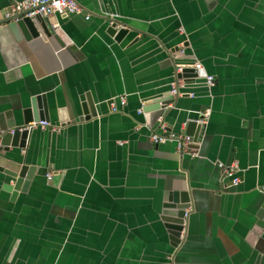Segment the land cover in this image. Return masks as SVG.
Returning <instances> with one entry per match:
<instances>
[{"label": "crops", "instance_id": "obj_1", "mask_svg": "<svg viewBox=\"0 0 264 264\" xmlns=\"http://www.w3.org/2000/svg\"><path fill=\"white\" fill-rule=\"evenodd\" d=\"M19 1L0 0V22ZM76 2L83 13L50 17L63 45L0 24V117L18 122L36 94L49 109V125L13 150L36 167L27 192L11 201L0 172V264H264L252 231L264 200V0ZM107 15L129 28L120 43L105 33ZM174 60L215 79L210 90L188 82L194 96L180 95L165 117L178 134L209 110L196 158L152 143L158 112L150 125L138 112L169 95ZM81 95L97 117L79 121ZM218 164H235L240 183ZM187 187L192 209L175 249L163 198Z\"/></svg>", "mask_w": 264, "mask_h": 264}, {"label": "water", "instance_id": "obj_2", "mask_svg": "<svg viewBox=\"0 0 264 264\" xmlns=\"http://www.w3.org/2000/svg\"><path fill=\"white\" fill-rule=\"evenodd\" d=\"M0 24H7L9 29L13 32L16 37L23 36L25 40L35 38H54L58 41L60 45H63L60 41V37L58 36L56 29H54L52 26L50 17L36 16L34 18H27L21 17L20 15H14L5 19L4 21H1ZM128 32L129 28L119 20L117 15H107L105 33L110 38H112L115 42L120 43L127 36ZM175 51H177V53H181L182 55L186 54L185 52L182 53L179 48L175 49ZM195 62L196 61L192 63L182 62L180 64L178 62L176 63V60L173 61L174 79L172 82H170L169 85V95H167L166 97L164 96V98L161 99L146 100L139 108V113L144 114V118L146 120L147 125H150L151 113L158 112L156 118L158 122L157 127L161 128V126H165V117L169 114L170 110L175 107L178 97H180V95L191 97L190 94L194 96L193 92H184L183 90H185V86L179 87L177 84V80L184 79L185 85H187L188 82H191L192 84L193 79H202L203 86H205L207 89L210 90L214 87L213 86L209 88L206 86L205 78L206 76L211 75H207L203 69L195 70ZM178 67H183L181 73H176V69ZM172 84L177 85L175 95L171 94ZM80 102L82 116L79 117V121H87L91 118L97 117V109L89 95H81ZM111 104H114L113 101H108L110 112H113L111 109ZM115 107V112H117L118 107L116 105ZM120 107L123 106L120 105ZM199 118H202V115L198 112H196L195 115H191L190 117H188V120L190 121H185V127L183 131L178 133L179 135H188L191 137V144H189L188 148L197 151L196 157L199 156L198 141L200 138V134L201 131L204 130V125L196 123ZM41 121H44L46 123L49 122L48 104L46 96L43 94L33 95L29 99L27 106L21 110V119L18 122H16V120H4L2 117H0V172L10 178L9 182L5 183L3 189L11 194V201L15 199L17 193L27 192L36 172L35 166L27 164L26 159L22 155H20V158L14 156L13 150L26 149L27 142L31 135L30 129L28 128V124L32 122L39 123ZM165 128L167 132L172 133V131L168 127ZM152 133L154 132L151 131L150 137ZM172 143H174L175 149H177V143ZM178 155H180V157L184 156V154H181L179 152ZM187 156H189L190 158H196L191 157V155L189 154H187ZM8 161L13 164L12 168L3 166V164H5L3 162ZM218 167L223 173V167H220V164H218ZM239 171L236 176H239ZM225 177L229 179L231 183V178L227 176ZM163 199L164 203L162 204L161 220L165 223V227L169 232V240L171 241V246L177 249L182 242L181 236L183 231H185L186 229V222L190 214L189 211L192 209L191 190L189 187H187L183 190L171 191L167 193ZM257 208L258 209L255 214L257 221L252 231L254 235L257 236V239L259 237V244L257 245V248L264 258V200L258 203Z\"/></svg>", "mask_w": 264, "mask_h": 264}, {"label": "built area", "instance_id": "obj_3", "mask_svg": "<svg viewBox=\"0 0 264 264\" xmlns=\"http://www.w3.org/2000/svg\"><path fill=\"white\" fill-rule=\"evenodd\" d=\"M82 8L78 5V3L75 0H21L17 3H15L6 13L5 18H9L14 15H20L21 17H27V18H34L36 16H42V17H54V16H61L63 18L69 17L71 15L80 14L82 13ZM89 18V15L86 16V19ZM183 67H178L176 69V73H181ZM194 69L198 70L201 69L200 63L194 64ZM177 84L179 87L185 86L184 79L177 80ZM205 84L207 87L211 88L215 85V79L212 76H206L205 78ZM177 85L172 84V90L171 94L175 95ZM191 97H193L192 94H190ZM120 105H125V98H120ZM111 109L113 112L116 111V107L114 104H111ZM140 112V110H138ZM202 115V118H199L196 123L200 125H205L206 120L209 116V110L204 111L203 113H200ZM42 127L45 128L48 126V123L41 121L39 123H29L28 128L33 129L36 127ZM162 133L154 132L151 134L150 140L154 144H160L165 143L167 141H172L177 143V151L181 154H189L191 157L197 156V151L188 148L189 144H191V137L188 135H179L175 133H169L166 131L165 126H161ZM220 167H223V174L229 178H231V183L233 185H237L240 183V177L236 176L238 173V167L233 164L227 167H224L223 165H220ZM53 173L50 172L47 174V179L52 178ZM259 191L264 195V187L259 188Z\"/></svg>", "mask_w": 264, "mask_h": 264}]
</instances>
